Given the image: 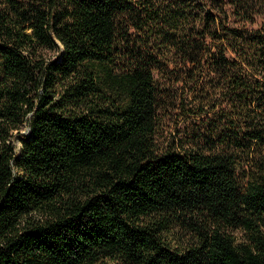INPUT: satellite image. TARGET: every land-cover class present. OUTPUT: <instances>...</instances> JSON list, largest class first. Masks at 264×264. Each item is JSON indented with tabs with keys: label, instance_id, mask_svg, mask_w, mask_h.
Listing matches in <instances>:
<instances>
[{
	"label": "trees",
	"instance_id": "1",
	"mask_svg": "<svg viewBox=\"0 0 264 264\" xmlns=\"http://www.w3.org/2000/svg\"><path fill=\"white\" fill-rule=\"evenodd\" d=\"M0 264H264V0H0Z\"/></svg>",
	"mask_w": 264,
	"mask_h": 264
},
{
	"label": "rangeland",
	"instance_id": "2",
	"mask_svg": "<svg viewBox=\"0 0 264 264\" xmlns=\"http://www.w3.org/2000/svg\"><path fill=\"white\" fill-rule=\"evenodd\" d=\"M23 131H24L25 133H27V128H24ZM18 144H19L20 147L22 146V142H21V141H18Z\"/></svg>",
	"mask_w": 264,
	"mask_h": 264
}]
</instances>
